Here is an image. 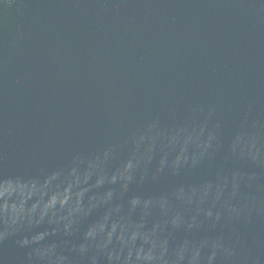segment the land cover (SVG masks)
Returning <instances> with one entry per match:
<instances>
[{
	"label": "water",
	"instance_id": "95a60500",
	"mask_svg": "<svg viewBox=\"0 0 264 264\" xmlns=\"http://www.w3.org/2000/svg\"><path fill=\"white\" fill-rule=\"evenodd\" d=\"M0 264H264V0H0Z\"/></svg>",
	"mask_w": 264,
	"mask_h": 264
}]
</instances>
